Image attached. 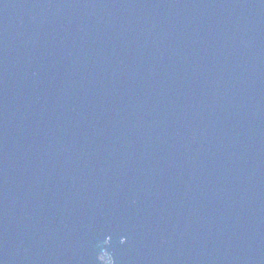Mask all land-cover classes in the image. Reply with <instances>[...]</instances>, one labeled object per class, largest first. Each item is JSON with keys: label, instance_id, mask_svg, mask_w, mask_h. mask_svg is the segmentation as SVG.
Masks as SVG:
<instances>
[{"label": "water", "instance_id": "obj_1", "mask_svg": "<svg viewBox=\"0 0 264 264\" xmlns=\"http://www.w3.org/2000/svg\"><path fill=\"white\" fill-rule=\"evenodd\" d=\"M0 264H264V0H0Z\"/></svg>", "mask_w": 264, "mask_h": 264}]
</instances>
